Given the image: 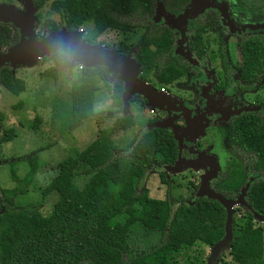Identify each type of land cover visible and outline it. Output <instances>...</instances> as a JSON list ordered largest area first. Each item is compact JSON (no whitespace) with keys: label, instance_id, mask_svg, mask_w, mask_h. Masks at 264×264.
Segmentation results:
<instances>
[{"label":"trees","instance_id":"16d2710c","mask_svg":"<svg viewBox=\"0 0 264 264\" xmlns=\"http://www.w3.org/2000/svg\"><path fill=\"white\" fill-rule=\"evenodd\" d=\"M31 1L35 6L43 2ZM158 1L162 11L170 14L190 6L189 0ZM233 1L247 11L264 9V0ZM156 2L53 0L49 8L57 19L43 20L41 28L45 33L55 32L60 27L78 30L80 25L91 23L95 33L138 30L133 44H117V53L123 56L132 47L131 55L141 72L139 78L152 72L159 85H166L188 71L189 65L179 55H170L175 45L174 31L165 23L151 21ZM216 15L214 9L206 8L187 20L184 26L187 48L198 57L205 54L202 33L213 26ZM35 19L38 21L39 16ZM17 40V32H11L7 25L0 23V47ZM236 41L240 50L236 83L246 89L249 86L244 83L264 76V34L241 31L236 33ZM59 51L46 55L51 64L39 75L56 78L57 71L66 63L57 58ZM217 52L221 75L226 80L235 69L225 59L221 44L217 46ZM109 74L99 64L80 65L67 91L68 100L57 97L50 100L49 118L56 132H70L83 121L99 122L106 113L93 109L94 94L99 89L114 107L108 113L120 111L122 81L119 74L114 73L118 79L107 82ZM0 85L12 94L23 90L22 80L16 78L14 68L5 63L0 65ZM2 118L0 114V144L14 136L12 127H3ZM39 122L40 117L34 115L27 127L36 129ZM114 130L111 126L99 128L94 139L76 153V162L86 161L88 177L80 187L67 182L48 215H40L36 202L21 205L7 202L3 197L4 190L0 189V264H205L171 261L168 255L181 245L199 241L210 247L220 239L224 207L216 199L206 196L191 200L197 184L186 197H173L161 173H158V179L165 184L163 198L148 196L142 187L147 174L152 169L172 165L176 158L177 147L170 131L159 126L146 127L116 148L111 136ZM225 136V149L235 163L210 179L208 187L225 198L234 199L246 184L239 208L247 220L260 217L264 221V114L251 111L236 116ZM35 158L34 152L7 159L0 155V162H7L14 176L12 167L15 164L30 166ZM64 164L65 160L58 163L59 172L45 190L59 179ZM245 165L255 178L248 180ZM233 218L231 212V237L227 249L217 255L214 264L222 261L225 254L235 264H264L261 226L248 225L235 231ZM134 222L157 232L158 239L144 249L132 248L127 233Z\"/></svg>","mask_w":264,"mask_h":264},{"label":"rangeland","instance_id":"374dc122","mask_svg":"<svg viewBox=\"0 0 264 264\" xmlns=\"http://www.w3.org/2000/svg\"><path fill=\"white\" fill-rule=\"evenodd\" d=\"M28 1L31 3V31L37 39L46 34L41 28L42 21L45 19L55 21L57 19L56 14L49 8V4L53 0H43L40 6L33 5L31 0H0V4L10 6L15 12H21L29 4ZM160 6V2L157 0L151 21L154 23L165 22L172 28L178 37L176 48L182 45L180 41L184 35L183 25L192 16V13L179 18L177 15L179 16L180 13L175 15L163 13L160 10ZM207 6L215 8L217 15L215 25L209 27L203 35V42L206 46L204 62L194 59L190 63L199 70L201 78H209L212 81L213 77L219 72L217 46L223 44L224 53L230 64L238 62L240 50L236 44L234 34L241 31L264 33V9L260 12H251L242 9L232 0H213L210 4L205 3L201 5L199 11L202 12ZM36 15L39 16L38 21L35 19ZM0 23L7 25L11 32L16 31L18 34L17 28L10 22L0 21ZM78 31L82 39L115 53H117L116 46L119 42L133 44L139 33L138 30L122 32L103 30L100 33H95L91 23L80 25ZM8 46L0 47V53L4 52ZM174 54H176V51L172 50L171 55ZM125 56H131L130 49ZM50 64L51 62L46 56H41L34 64L29 66L14 65V76L23 82V90L17 94L8 92L0 85L2 125L3 127H12L14 132V136L9 141L0 144L1 157L7 159L29 152H34L36 155L35 160L30 166H26L24 163L15 164L12 167L14 176L11 175L7 162H0V189L4 190L3 197L11 204L38 203V211L42 216L49 214L53 202L64 191L67 182H72L80 187L86 181L88 177L85 171L87 168L86 161L76 162L74 156L94 139L96 131L99 128L108 126L115 128L111 136L115 147L120 148L135 134L138 128L143 126L146 118L151 116L154 111H157L145 105V103L143 104L145 108H143L137 102L129 101L127 102L125 113H121L120 111L108 113L114 107H111L109 104V99L103 90L99 89L94 94L93 109L102 112L106 111L103 118L99 122L83 121L70 132L58 133L50 123V100L53 97L68 100L67 91L70 83L76 78L79 70L78 65H81V63L72 66H67L65 63L63 68L57 71L55 79L47 75H39L40 71ZM202 74L204 75L202 76ZM147 76L146 82L141 81L151 86L153 90L159 92L164 97L166 96L171 101L173 100V104L179 101L176 100L177 98L174 95L170 96V92L172 94H179L180 100L188 101L191 104L193 103L192 100H195V95L191 90L187 93L185 88L178 87L177 84H169V90L161 88L160 85L155 88V83L153 82L154 76L150 73ZM258 82L261 83L260 90L254 93V95L248 96L246 104H242L241 101L239 103L235 102V104H238L235 105L237 111L246 107L264 108V78L259 79ZM177 87L182 90L178 91ZM163 90L169 91V94L165 92L166 95H164ZM227 91L232 93L234 91L233 86L230 85ZM130 96L143 99L140 93H133ZM222 103L219 108H222L223 113H226L225 110H227L228 105L223 100ZM34 115L40 117V122L36 129H29L27 124ZM220 115L222 114L220 113ZM220 119H224V116H221ZM204 123L198 124L193 128L191 136L186 141L187 143L193 141L192 144L197 142L198 146L203 149L198 151L197 154L200 157L197 160L194 159L192 163L197 165V162L203 159L206 166L200 164L197 168L185 166L173 172L167 169L166 165L152 169L142 184L148 196L158 199L163 198L165 184L159 181L158 173H161L164 179L167 180L169 193L173 197H186L193 185L198 184L200 176L207 174L209 168L212 167V170L208 175L212 173L213 177L209 176L207 181L216 177L217 171L223 172L228 167V160L222 151L221 144H219L215 135L212 137L215 125H210L211 120H209L208 124ZM179 135L176 134L179 144H181L182 142L180 143V141L183 138ZM211 156H213V160ZM63 160H65V164L60 170L59 179L50 189L45 190L46 186L59 172L58 163ZM206 160L211 161V164H207ZM242 196L240 189L235 198L240 197L242 200ZM231 212L234 214L233 225L235 231L243 230L248 225H259L262 231H264V221L255 218L247 220L238 204L231 206ZM157 239V232L142 227L138 222H134L127 233L129 245L136 250L146 248ZM209 253L210 247L199 241H195L191 245H181L176 251L171 252L168 255V260L205 263ZM215 264L235 263L225 254L223 260Z\"/></svg>","mask_w":264,"mask_h":264},{"label":"water","instance_id":"95a60500","mask_svg":"<svg viewBox=\"0 0 264 264\" xmlns=\"http://www.w3.org/2000/svg\"><path fill=\"white\" fill-rule=\"evenodd\" d=\"M189 1L190 6L182 11L179 16L177 15V17L181 18L189 13H192L191 17H193L197 13H200L199 8L201 5L205 3L210 4L213 0ZM30 6L31 3L29 2L23 11L15 12L10 6L0 4V21H8L18 30L17 42L9 45L4 52L0 53V65L5 63L10 68H14V65L16 64L29 66L34 64L41 56H46L48 53L55 50H62L70 57V59L66 62L67 66H72L75 62L81 63L83 66H93L94 64H99L105 67L108 73L119 74L118 76L122 81V89L120 92L121 113H125L129 96L133 93H140L144 99L145 105L152 109L163 110L166 109L167 106L172 105L173 102L170 99L163 97L162 94L153 90L151 86L144 84L141 81L138 76V66L132 56H121L109 49L101 48L100 46L82 39L79 36L78 30H65L63 27H60L55 32H47L44 36L36 39L31 31ZM160 10L162 11L161 6ZM189 56L187 57V60L189 62H193L192 60L194 59H190ZM164 125L165 124H162L161 121H155L152 122L150 126L162 127ZM171 134L177 142V155L173 164L166 166V168L170 169L172 172L178 171L185 166L197 168L199 164L196 165L195 163H192V160L186 161V159L180 155V144L173 127H171ZM199 157V154H197L195 160ZM211 157L213 160V156ZM206 161L207 164H211V161ZM211 170L212 167L208 169L205 176H200L197 187L191 195V200L197 196H206L208 198L216 199L225 210L223 235L210 246V253L205 264H214L217 255L227 249L228 241L231 237V206L233 204L243 203V199L241 200L240 197H236L234 199L225 198L219 193L213 192L208 187L207 179L209 176L213 177L212 173L208 175ZM246 186L247 185L245 184L241 188L242 195L245 192ZM254 218L262 220L260 217Z\"/></svg>","mask_w":264,"mask_h":264},{"label":"flooded vegetation","instance_id":"af4514ba","mask_svg":"<svg viewBox=\"0 0 264 264\" xmlns=\"http://www.w3.org/2000/svg\"><path fill=\"white\" fill-rule=\"evenodd\" d=\"M207 8H211V9H214L216 11V9L213 7H207ZM163 13H165V12H163ZM179 13H181V12H179ZM216 13H217V11H216ZM167 14H170V13H167ZM176 14H178V13H176ZM170 15H175V14H170ZM191 18L192 17L188 18L187 20H189ZM187 20L185 21V23L183 25L184 35H183L182 40L180 41V43H182V45L175 48V46L177 45L176 40L178 38L176 36L175 45H174L173 50L176 51V54H174V55H179L188 63L189 70L186 71L184 74L180 75L179 77H177L175 80H173L169 84H173V85L177 84L178 87L185 88L187 90V93L190 92V90H191L193 92V94L195 95V100L193 99L192 100L193 103L191 104L188 101H182V99L180 100L179 94H172L171 92L169 94V91L166 92L163 90L164 95H166V94H169L170 96L174 95L177 98L176 100L179 102L175 101L176 102L175 104L172 103V105L167 106L166 109L154 111L151 114V116L146 118L143 126L136 130L135 134L140 130H144L146 127H150L152 122L161 121L162 124H165L162 127L168 129L170 131V133H171V127H173L176 134L177 135L180 134L179 136H181V138H183V140L180 141V143L182 142L180 144V155H181V151H183L184 154L181 156H183V158L186 159V161H189V160L193 161L195 159L198 151L203 150V149H201L202 147L200 148V146H198L199 144L197 142H194V144H192L193 141H191L190 143H187L186 140L189 138V136H191V132H192L191 130L193 128H195L198 124H203L204 122H206L208 124L209 120H211L210 125H212V124L215 125L214 131H212V137H214V135H215L218 139L219 144H221V146H222V151L224 152V154L228 160V167L225 170H228L235 163V159L225 149V143H226L225 139L227 140L225 134H227V130L230 128V124L233 122V120L235 119L236 116H238L244 112L255 111V112H260V113L264 114V108H259V107L258 108L257 107H246V108L238 109V111H237L235 105H238V104H235V102L239 103L241 101L242 104H244V103L246 104L247 103L246 98L250 95H254V93H256L258 90H260L261 83L258 81H259V79L264 78V76H260L259 78L255 79L253 82H250V83H244L243 82L244 84H248L249 88H246V89L240 88L236 83V80H237L236 66H237L239 60H238V62H236L234 64H230L226 58L225 53H224L225 59L227 60L229 66L232 67L233 69H235V71L231 75H229L228 78L225 80L223 75H221V71H220L221 66H220V63L218 60L219 72L216 74L215 77H213V80L210 81L209 78H207V79H204L203 77L201 78L199 70H197V68L195 66H193L187 60V57L189 55H191V56H189L190 59L200 60V61L204 62V57L206 55V46L204 45L205 46V54H202L203 57H198L193 51H191L187 48L186 37H185V28H184ZM215 20H216V18L214 19L213 26L215 25ZM163 23H165V22H163ZM236 33H238V32H236ZM236 33L234 34L235 39H236ZM247 33H249V32H247ZM254 33H256V32H254ZM262 34H264V33H262ZM203 35H204V33H202V42H203ZM203 44H204V42H203ZM236 44H237V41H236ZM130 52L132 54V52H133L132 47H130ZM223 52H224V47H223ZM171 53H172V51H171ZM171 53H170V55H171ZM174 55H171V56H174ZM123 56H125V55H123ZM239 58H240V53H239ZM140 73L141 72H139V74ZM149 73L154 76V74L152 72H148L144 77H142L140 79L143 80L144 82H146L145 80L148 77L147 75H149ZM203 75L204 74H202V76ZM116 79H118L117 74H109L107 82H112L113 80H116ZM153 82L155 83V85H154L155 88H157V86H159V84L157 83L155 78H154ZM183 83H185L186 85ZM169 84L160 85V87L163 89L169 90L170 89V87L168 86ZM230 85H232L234 88V91L232 93H229L227 91L229 89ZM181 90L182 89L178 88V91H181ZM165 92H166V94H165ZM140 99L141 98H136V96H130L128 99V102L129 101L137 102L139 106L145 108L143 105L144 100L142 101ZM222 100H223V102L227 103V105H228L227 110H225L226 113H223L222 108H219L220 104L221 105L223 104ZM229 100H230V103H229ZM180 103H182V104H180ZM220 113L222 115H220ZM221 116H224V119H220ZM225 131H226V133H225ZM174 141H175L176 147H177V142L175 139H174ZM197 163L203 164L206 166V163H204L203 159H201ZM245 169L247 170V173H248V180L256 177V175H252L249 172L246 165H245ZM218 173L219 172L217 171L216 177H217ZM239 191H240V189H239ZM238 206H239V204H238Z\"/></svg>","mask_w":264,"mask_h":264},{"label":"clouds","instance_id":"9594fccd","mask_svg":"<svg viewBox=\"0 0 264 264\" xmlns=\"http://www.w3.org/2000/svg\"><path fill=\"white\" fill-rule=\"evenodd\" d=\"M57 58L61 62H67L70 59L69 55L67 53L63 52L62 50L57 53Z\"/></svg>","mask_w":264,"mask_h":264},{"label":"built area","instance_id":"2783aa9c","mask_svg":"<svg viewBox=\"0 0 264 264\" xmlns=\"http://www.w3.org/2000/svg\"><path fill=\"white\" fill-rule=\"evenodd\" d=\"M78 67L80 68V65H78Z\"/></svg>","mask_w":264,"mask_h":264}]
</instances>
